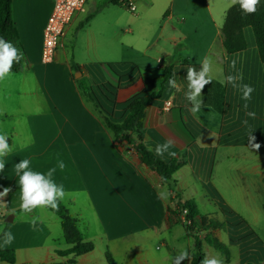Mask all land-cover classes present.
<instances>
[{
	"label": "crops",
	"instance_id": "obj_1",
	"mask_svg": "<svg viewBox=\"0 0 264 264\" xmlns=\"http://www.w3.org/2000/svg\"><path fill=\"white\" fill-rule=\"evenodd\" d=\"M88 1L66 26L52 62L43 64L40 51L52 1L11 0V15L25 62L20 71L9 72L3 79L15 78V84L5 86L0 80V135H6L11 148L2 158L5 167L0 172V193L8 189L5 196H0V247L13 250V264H67L71 260L75 264H114V256L121 252L128 255L124 264H149L143 249L152 244L146 236L158 238L163 231L177 227L179 230L174 235L171 232L162 238L159 247L171 253L181 242L179 247L188 253V259L181 264H190L193 238L171 212L185 201L192 200L197 206V197L186 194L190 190H200L203 201L216 200L224 205L217 192L215 175L219 159H230L238 153L244 155L243 150L253 148L251 137H255L254 143L264 146V64L259 59L254 36L249 31L246 34L244 28L246 48L227 54L220 28L230 0H211L216 14L206 0L201 9L195 6L186 14H179L176 25H160L145 42L121 43L119 58L102 60L100 55L114 49V43L110 45L102 32L90 36L88 25L82 24V18L93 17L87 13ZM172 18L169 14L165 23ZM144 28L151 27L144 25ZM165 28L169 34L161 40ZM81 39L84 41L80 42ZM80 50L92 53L93 58L78 57ZM206 57L211 61V82L202 90L199 99L203 104L194 115L189 111L191 102L185 98L187 69L194 67L200 71ZM233 61L235 68L230 66ZM109 63L125 64L116 65L118 73H115ZM166 68H170L176 86H167L146 107L141 136L142 145L163 162L175 159L182 163L163 182L133 149L132 144L137 143L135 135L129 137L131 144L123 138L115 141L84 92L96 91L98 84L109 82L118 87L116 101L123 103L143 91L154 92ZM75 72L79 76L75 77ZM237 74L242 75L238 84L254 89L250 100L242 99V90L233 88L225 79ZM37 100L41 104L38 109ZM166 100L171 102V108L163 111ZM167 141L172 142L168 151L163 156L157 155V145ZM24 159L30 161L29 170L45 176L55 169L51 179L57 186H63V199L68 197L69 204L73 205L78 195L85 194L104 241L102 251L96 255L93 246L90 252L75 258L60 256L58 252L70 245L59 250L49 241L51 225L60 226L59 218L45 213L48 210L45 206L22 213L15 165ZM60 162L64 163V169H60ZM63 199L59 201L65 206ZM199 212L213 217L212 212ZM9 215L12 222L6 223ZM217 220H223L221 214ZM3 231L15 237L11 245H3ZM193 233L200 238L205 235V232ZM80 234L83 242H89L88 237ZM212 235L220 237V230H213ZM229 242L237 245L231 239ZM204 246L211 247L202 243L204 257L208 258L210 253Z\"/></svg>",
	"mask_w": 264,
	"mask_h": 264
},
{
	"label": "rangeland",
	"instance_id": "obj_2",
	"mask_svg": "<svg viewBox=\"0 0 264 264\" xmlns=\"http://www.w3.org/2000/svg\"><path fill=\"white\" fill-rule=\"evenodd\" d=\"M206 0H137L135 3L136 10L134 13L127 11L119 1L113 0H89L87 3V13L92 14V18H82V24L88 25L86 29L91 32L90 36L96 32L102 34L108 39L109 44L114 43V49L100 55L103 60H115L111 58H119V48L121 43H142L145 42L152 32L158 30L160 25H176L179 14H186L195 6L199 9L204 7ZM211 5V0H209ZM216 14L215 8H212ZM169 14L173 17L170 22L165 23ZM187 16V15H186ZM220 13L218 17H220ZM224 18V17H223ZM144 25H150V29L144 28ZM253 33L250 28H247L246 34ZM172 33V32H170ZM178 35L177 32H173ZM169 32L165 28L161 40L168 36ZM202 34V33H201ZM82 35V34H81ZM200 35V34H199ZM101 37V38H105ZM247 38L249 36L247 35ZM84 40L81 39L80 42ZM78 57L86 59L93 58L92 53L77 52ZM158 54L155 55L157 57ZM96 58V57H95ZM92 59V62L93 60ZM117 60V59H116ZM90 63L86 65L90 67ZM79 74L75 72L74 75ZM79 76V75H78ZM4 85L15 84L16 79L10 78L3 80ZM41 104L37 100L36 108H40ZM244 155L238 153L236 157L230 159L220 158L217 164L216 177L217 192L221 195L224 203H217L216 200L212 203L203 201L200 190L186 191V194H191L197 197V207L201 212H212V219H217L221 214L223 220V228L220 230V237H215L227 249L228 255H223L214 250L212 247L208 249V259H217L222 264H240L242 260L244 264H264V146H260L259 150L250 148L243 150ZM64 200L65 207L71 215L77 216L81 222L78 224V229L84 236L89 238V242L95 248V254L102 251L104 241L101 239L100 229L97 220L91 209V206L85 194L78 195L76 203L73 205ZM224 208V209H223ZM224 210V211H223ZM226 210V211H225ZM228 210L231 213H228ZM216 211L215 213H213ZM45 213L50 217L57 219V216L51 211L45 210ZM217 215V216H216ZM43 219L46 222H51L47 218ZM179 228L174 227L169 231H163L158 238L147 235V241L152 245L143 251L146 252L149 264H176L175 260L178 254L182 251L181 242L173 247V251H168L159 247L163 237L175 234ZM250 232L253 234L250 235ZM212 238L211 235L208 236ZM229 239L233 240L237 245H232ZM50 243L59 247V250L68 248L69 245L62 239V232L58 224L51 225ZM241 253V257L239 255ZM169 256L167 259L162 256ZM174 256V257H173ZM226 256L229 257L226 263ZM154 257V259H152ZM128 258L121 252L114 256V264H124L123 261ZM242 263V264H243Z\"/></svg>",
	"mask_w": 264,
	"mask_h": 264
},
{
	"label": "trees",
	"instance_id": "obj_3",
	"mask_svg": "<svg viewBox=\"0 0 264 264\" xmlns=\"http://www.w3.org/2000/svg\"><path fill=\"white\" fill-rule=\"evenodd\" d=\"M113 1L115 2L118 0ZM244 28L251 29L259 59L264 64V0H260L256 12L252 14H245L238 3L230 6L225 11L220 34L222 45L227 54L238 53L246 48L247 45L243 34ZM0 38H3L18 50V55H21L22 58L19 61H13L10 72L20 71L25 62V55L12 19L11 0H0ZM120 64L125 63H109V66L115 73H118L115 66ZM171 74L170 68H166L163 71V78L158 81L157 88L154 92L148 93L147 91H143L123 103H118L116 101L118 87L113 86L109 82L98 84L96 86V91L89 90L84 92L85 98L91 103L93 111L97 114L104 128L115 141H117L118 138H123L131 144L129 137L135 135V141L137 143L132 144L133 149L139 154L141 162L155 171L163 182L169 180L182 163L175 159H171L169 162H163L159 157L152 154L142 145V121L146 107L154 99L159 98L162 91L167 86H170L169 80L172 79ZM183 128L185 129L184 126ZM45 207L59 218L63 239L70 245L68 249L58 252L60 256L72 255L75 258L93 249L92 243L83 242L81 239V234L78 229L79 219L70 215L60 201H58V208L56 209L50 206ZM182 209H186L185 219L189 221L187 224H184L180 220L179 215ZM171 213L174 214L176 220L182 224L187 235L193 238V252L191 254L190 264H201L205 259L202 250L203 242L207 243L221 254L228 255L227 249L212 235L213 230L224 229L222 221L200 214L197 206L192 200L179 203ZM228 213H231V211L228 210ZM193 232H205V235L203 238H200L194 235ZM251 234H253V232H250V235ZM209 235H211L212 238L209 239ZM231 242L234 241L231 240ZM14 261L15 256L13 250L2 249L0 247V262L13 264ZM67 264H75V262L71 260Z\"/></svg>",
	"mask_w": 264,
	"mask_h": 264
},
{
	"label": "clouds",
	"instance_id": "obj_4",
	"mask_svg": "<svg viewBox=\"0 0 264 264\" xmlns=\"http://www.w3.org/2000/svg\"><path fill=\"white\" fill-rule=\"evenodd\" d=\"M239 4L241 10L245 14L255 13L260 0H230L229 7L234 4ZM21 55H18V50L14 48L10 43L6 42L3 38H0V80H3L5 76L10 72L13 61H19ZM235 68V61L230 65ZM211 61L210 58H205L200 71H196L194 67L187 69L186 79L188 81V91L185 93V98L191 102L192 107L189 109L194 115L200 111L203 104V100L199 99L202 94V90L207 84L211 82ZM227 83L232 84L233 88H240L242 90V99L245 101L251 99V93L254 89L249 85H240L237 81L242 80V75L237 74L236 76L229 75L226 78ZM225 81H221L224 83ZM169 84L173 87L176 86L174 79L169 80ZM247 108V104H245ZM247 115L254 116V113H247ZM246 123V122H245ZM255 137H251L252 147L259 150L260 144L254 143ZM172 142L167 141L163 145H157L156 154L163 156L164 152L168 151ZM151 150V149H149ZM11 151L9 144L7 143L6 135H0V172L4 170L5 163L2 159L4 156ZM170 156H175V153L169 152ZM30 161L28 159L21 160L15 165V173L19 177L20 185V209L22 213H31L35 208L42 206H50L53 209L58 208V201L62 200L65 196L63 186H57L51 179L55 169H50L45 174L40 172H34L29 170ZM60 169H64L65 165L63 162L59 163ZM8 189L5 188L0 196H5ZM35 223V219L32 221ZM15 237L11 232H5L3 236V245H11ZM185 259H188V253L181 251L176 257V264H181ZM201 264H222L220 260L215 258H205Z\"/></svg>",
	"mask_w": 264,
	"mask_h": 264
},
{
	"label": "built area",
	"instance_id": "obj_5",
	"mask_svg": "<svg viewBox=\"0 0 264 264\" xmlns=\"http://www.w3.org/2000/svg\"><path fill=\"white\" fill-rule=\"evenodd\" d=\"M52 8L47 18L42 37L40 61L43 64L51 63L59 38L63 35L64 30L70 22L73 15L83 11L86 0H51ZM127 11L134 13L136 10L135 3L137 0H118ZM171 108V102L166 100L163 103V111ZM186 209L180 212V220L187 224L185 219Z\"/></svg>",
	"mask_w": 264,
	"mask_h": 264
},
{
	"label": "water",
	"instance_id": "obj_6",
	"mask_svg": "<svg viewBox=\"0 0 264 264\" xmlns=\"http://www.w3.org/2000/svg\"><path fill=\"white\" fill-rule=\"evenodd\" d=\"M79 74H80V73H79ZM79 74H76V75H74V76L77 77ZM12 219H13L12 215H9V217H7V218L5 219V222H6V223H10V222H12Z\"/></svg>",
	"mask_w": 264,
	"mask_h": 264
}]
</instances>
